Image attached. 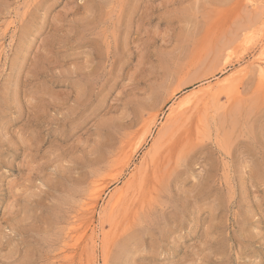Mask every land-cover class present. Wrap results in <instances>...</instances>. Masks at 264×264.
Instances as JSON below:
<instances>
[{
    "label": "rangeland",
    "instance_id": "rangeland-1",
    "mask_svg": "<svg viewBox=\"0 0 264 264\" xmlns=\"http://www.w3.org/2000/svg\"><path fill=\"white\" fill-rule=\"evenodd\" d=\"M263 72L264 0H0V264H264Z\"/></svg>",
    "mask_w": 264,
    "mask_h": 264
},
{
    "label": "bare ground",
    "instance_id": "bare-ground-1",
    "mask_svg": "<svg viewBox=\"0 0 264 264\" xmlns=\"http://www.w3.org/2000/svg\"><path fill=\"white\" fill-rule=\"evenodd\" d=\"M251 2H252V1H251ZM254 2H255V1H254ZM254 4H255V3H254ZM259 70H260V69H259ZM262 70H263V69H262ZM260 74H261V73H260ZM263 74H264V72H263ZM259 76H260V75H259ZM263 76H264V75H263ZM263 76H262V77H263ZM260 77H261V76H260ZM194 81H196V80L194 79ZM194 81H193V80H191V81L188 80V82H186V83H193ZM261 81H262V80H261ZM184 85H187V84H184ZM182 87H183V86H182ZM182 87H181V88H182ZM179 89H180V86H179ZM177 90H178V89H177ZM184 105H185V104H184ZM184 105H183V106H184ZM100 193H101V191H100V189L98 188V189L96 190V192H95L94 195H95V196H98V195H100ZM116 201H117L116 203L114 202L115 204L120 203V202H118V201H120V198H119V200H116ZM115 204H113V206H112L113 208L116 207V206L114 207Z\"/></svg>",
    "mask_w": 264,
    "mask_h": 264
}]
</instances>
